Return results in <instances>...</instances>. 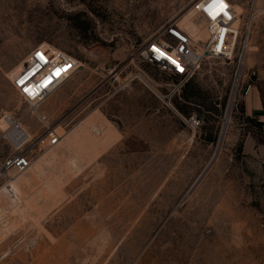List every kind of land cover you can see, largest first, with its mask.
<instances>
[{
    "label": "rangeland",
    "instance_id": "obj_1",
    "mask_svg": "<svg viewBox=\"0 0 264 264\" xmlns=\"http://www.w3.org/2000/svg\"><path fill=\"white\" fill-rule=\"evenodd\" d=\"M231 1L243 50L232 63L200 59L183 80L147 61L140 48L168 22L200 46L207 34L194 17L195 0H0V123H11L0 128V163L27 135L21 149L32 163L51 148L36 110L61 138L95 112L119 135L96 160L49 168L60 181L61 201L35 194L29 201L38 203L36 211L23 214L1 201L0 264L263 260L255 236L262 238L264 162L252 151L257 139L264 141V124H256L264 121L245 113V97L235 89L242 73L255 81L264 70V0ZM36 44L75 55L80 67L29 102L11 81ZM191 115L200 121L195 127L187 122ZM13 125L25 136L10 138ZM221 136L212 165L182 199ZM13 174L0 177V198L19 175ZM37 185L26 189L28 196Z\"/></svg>",
    "mask_w": 264,
    "mask_h": 264
},
{
    "label": "built area",
    "instance_id": "obj_2",
    "mask_svg": "<svg viewBox=\"0 0 264 264\" xmlns=\"http://www.w3.org/2000/svg\"><path fill=\"white\" fill-rule=\"evenodd\" d=\"M225 7L221 10L219 0H195L193 12L195 19L204 21L206 38L199 46L197 42L175 22L166 23L161 31L148 39L140 48V54L150 63H157L181 79H186L190 71L200 59L219 58L232 63L238 50H243L240 30L234 27L237 11L231 0H222ZM242 39V40H241ZM43 56V59H41ZM79 59L64 50L34 45L24 62L22 69L11 81L12 86L25 100L40 101L67 81L80 67ZM21 81L23 83H21ZM255 81L249 74L241 75L236 91L246 97ZM180 87L174 86L173 91ZM28 89V91H25ZM170 104V98L167 97ZM44 123V133L48 146L56 145L60 136L53 125L46 121V115L34 113ZM191 127L199 124L196 115L187 118ZM30 140H17L16 152L0 163V177L23 173L32 163L31 156L23 151L22 146Z\"/></svg>",
    "mask_w": 264,
    "mask_h": 264
},
{
    "label": "bare ground",
    "instance_id": "obj_3",
    "mask_svg": "<svg viewBox=\"0 0 264 264\" xmlns=\"http://www.w3.org/2000/svg\"><path fill=\"white\" fill-rule=\"evenodd\" d=\"M240 78L241 76L237 81L235 91L237 90ZM34 112L36 113L37 110ZM8 125H11L9 120L0 123V128L5 130ZM53 128L55 130L54 125ZM21 131V128L13 125L9 129L8 135L10 138H15L16 136L23 137L24 134ZM118 137L119 135L115 128H113L106 119L99 115L98 112H95L91 116L89 115L82 123H79L71 129L59 140L56 145L51 146V148L37 158V160L33 162L23 173L19 174L9 183V189H4L2 197L0 198V209L5 208L1 204V201H3L7 206L13 205L14 203L17 210L12 211V213L19 212V214H23L24 210L30 211L34 209L36 211L35 205L38 203H35V201H29L30 197L35 194L41 197H44L46 194V196H53L54 198H57L58 201H61V199H63V193L61 191L60 181L56 178L57 176L54 177L49 174V172H51L49 168L52 167L53 164L56 165L58 161H61V163L63 162L65 166L67 165L73 169L77 167L78 160H82L84 164L96 160V158L114 141H116ZM16 141L17 140L14 141V145H17ZM59 166L61 167V165ZM68 170L72 173L70 169ZM39 182H41V187H38L37 185ZM34 183H36L38 188L33 190V192L31 191V194L28 196L26 189L32 190L31 187ZM5 194H7V196ZM10 195H13L12 198H8ZM16 205H22V209Z\"/></svg>",
    "mask_w": 264,
    "mask_h": 264
},
{
    "label": "crops",
    "instance_id": "obj_4",
    "mask_svg": "<svg viewBox=\"0 0 264 264\" xmlns=\"http://www.w3.org/2000/svg\"><path fill=\"white\" fill-rule=\"evenodd\" d=\"M243 109L246 114H250L258 120L264 121V70L255 73V84L249 94L244 98ZM253 154L264 162V141L257 139V147L253 149ZM264 218V213H263ZM261 232L262 238L255 236V242L264 245V219ZM260 236V237H261ZM254 237V236H253ZM231 264H264V258L260 263H231Z\"/></svg>",
    "mask_w": 264,
    "mask_h": 264
},
{
    "label": "water",
    "instance_id": "obj_5",
    "mask_svg": "<svg viewBox=\"0 0 264 264\" xmlns=\"http://www.w3.org/2000/svg\"><path fill=\"white\" fill-rule=\"evenodd\" d=\"M229 108H230V104H229ZM229 110L228 107H227V110H226V119H225V125L224 127L227 126V123H228V120H229ZM222 140H223V136H221L220 140H218V143L216 145V149L214 151V153L212 154L211 158L209 159L207 165L202 169V171L199 173V175L195 178V180L192 182V184L190 185V187L188 188V190L186 191V194L183 196L182 199H184L185 197H187L188 195H190L192 193V191L195 189V187L198 185L199 181L202 179V177L204 176V174L207 172V170L209 169V167L212 165L213 161L215 160L218 152H219V149L221 147V143H222Z\"/></svg>",
    "mask_w": 264,
    "mask_h": 264
},
{
    "label": "snow or ice",
    "instance_id": "obj_6",
    "mask_svg": "<svg viewBox=\"0 0 264 264\" xmlns=\"http://www.w3.org/2000/svg\"><path fill=\"white\" fill-rule=\"evenodd\" d=\"M219 4H220V9L222 10L225 7V5L222 3V0H219ZM41 59H43V56H41ZM21 83L23 82L21 81ZM25 91H28V89H25Z\"/></svg>",
    "mask_w": 264,
    "mask_h": 264
},
{
    "label": "trees",
    "instance_id": "obj_7",
    "mask_svg": "<svg viewBox=\"0 0 264 264\" xmlns=\"http://www.w3.org/2000/svg\"><path fill=\"white\" fill-rule=\"evenodd\" d=\"M257 125H262V124H264L263 122H261V121H257V123H256Z\"/></svg>",
    "mask_w": 264,
    "mask_h": 264
}]
</instances>
